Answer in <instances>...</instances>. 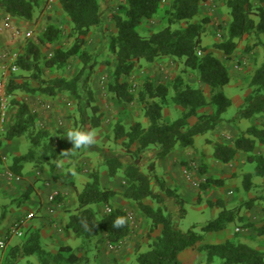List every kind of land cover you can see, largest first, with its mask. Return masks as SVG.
<instances>
[{
	"label": "trees",
	"instance_id": "1",
	"mask_svg": "<svg viewBox=\"0 0 264 264\" xmlns=\"http://www.w3.org/2000/svg\"><path fill=\"white\" fill-rule=\"evenodd\" d=\"M205 1L171 0L164 7L162 0H123L119 11L112 16L115 33L108 48L113 56V78L108 90L121 103L137 100L143 106L147 120L146 126L136 122L129 128L116 123L114 136L117 140H123L128 149L136 146L135 154L157 147L156 158L164 160L177 148H192L196 136L213 132L224 122L236 125L241 120H251L264 114V0H223L229 10L230 22L226 39L217 45V49L230 58L238 42L247 37L254 39L253 47H260L263 53V61L251 79V93L228 121L224 115L232 101L221 88L230 83L231 76L226 64L202 46L201 34L206 21L195 22ZM57 2L69 21L71 45L57 46L50 56H45L42 47L55 44L62 37V29L49 23L39 37V43L27 39L15 61L21 72L30 74L35 85L25 80L18 82L12 75L6 83V94L12 97L10 106L14 112L7 120L6 130L0 131V149L6 142L23 138L30 146L26 154L11 157L10 170L17 177L23 176L26 164L42 169L49 162L56 163L61 158L53 143L52 129L40 123V114L31 109L23 98H17V93L48 99L68 95L74 102L80 126L89 123L95 129L101 124L100 107L92 81L98 65L110 66L111 63H98L96 56L88 50L91 32L103 23L100 0ZM37 5L38 0H0V9L10 20L25 24L34 20ZM159 17L165 19L162 27L151 32L142 30L145 23ZM163 58L179 60L194 71L199 82L209 88L208 94L201 88L186 84L180 76L168 84L146 80L140 91L133 93L128 79L136 68L142 62L153 64ZM74 59L80 63V69L74 76L44 77V69L62 73L68 70ZM169 104L181 108L183 114L176 120L166 122L163 110ZM1 118L0 103V126ZM259 147L263 150L257 152ZM241 155L253 165L254 175L264 178V125L239 129L232 144L217 143L214 147V159L223 165L232 163ZM113 161L117 162L116 165L111 161L107 165L110 176L114 177L116 169L120 168L128 185L122 191L115 190L101 184L98 172L89 175L82 190L77 191L78 205L66 225L79 239L80 245L61 246L56 253L48 252L42 248L40 232L24 226L21 244L9 249L8 256L13 258L9 264L29 256H36L39 264H88L89 250L95 247L100 234L105 236L111 247H119L131 236L132 223L126 210L112 206V200L117 197L136 205L148 219L150 233L159 232L149 243L148 249L137 254L136 264H182L179 257L188 249L197 250L201 254L200 262L204 264H264V251L244 242L229 239L219 244L204 243L206 234L224 231L234 222H242L246 228L252 227L240 216L239 209H229L224 201H220L216 204L220 205L221 211L201 228V233L196 232L195 227L182 231L164 209L167 201H173L178 208V217L181 219L186 215L185 200L177 189L169 186L165 178L146 174L137 165L124 166ZM151 167L154 169V165ZM50 170L54 172L55 165ZM59 177L76 190L75 184L66 180L68 174ZM213 182L217 181L209 179L203 183L200 194ZM217 184L221 185L222 182L218 181ZM251 184V175H246L244 189L250 190ZM31 193L29 186L22 196L23 203ZM209 205L213 206L214 203L209 202ZM99 206H107L111 212L101 215ZM117 217L125 219L123 226H114Z\"/></svg>",
	"mask_w": 264,
	"mask_h": 264
},
{
	"label": "rangeland",
	"instance_id": "2",
	"mask_svg": "<svg viewBox=\"0 0 264 264\" xmlns=\"http://www.w3.org/2000/svg\"><path fill=\"white\" fill-rule=\"evenodd\" d=\"M122 1L100 0L103 23L100 27L93 29L89 37L88 50L96 56L97 62L107 61L111 63L110 66L98 65L92 81V88L100 107L99 114H101V124L98 128L92 129L89 123L80 126L74 102L68 95L62 94L56 97L57 99H48L39 95L16 94L17 98H23L27 101L33 110V107L38 103H41L47 111L55 109L57 115L55 118H48L46 121L42 117L40 123L52 129L54 133L53 143L61 158L56 163L53 161L49 162L42 169L36 168L33 164H26L23 176L20 177V180H16L9 176L10 173L13 174L10 170L11 157L26 154L30 149L29 142L24 138L6 142L0 149V243L3 242V245H0V264H9L13 260L11 256H8L9 249L12 246L21 244L23 239L17 237L8 238V233L14 223L22 217V215H18L14 217L13 221H10V217L14 214L13 212H19L23 204L22 196L26 191L25 180L34 179L36 182L43 180L45 171L50 170L52 165H55V169L64 170L62 175L68 174L70 176L72 172L77 173L78 177H81L79 184L82 186L85 184L82 183L83 180H89L91 173L98 172L103 186L111 187L110 185L114 183L118 190L121 191L125 189L128 182L123 177L120 168L116 169L114 177L110 176V170L107 166L109 161L114 165L117 162L114 163L113 160L120 162L124 166L137 165L146 174H155L163 179L167 178L163 175L165 172L164 165H162L161 160L156 158L157 147H150L139 154H135L136 146L128 149L124 146L123 140H117L114 136L116 123H121L126 128L136 122H140L144 126L147 125L143 106L137 100L133 103H121L108 90V84L113 78V56L108 48V43L115 33L112 16L119 11ZM170 3L171 0H166L162 2V5L167 7ZM203 19L206 22L203 23L204 30L201 34L202 46L226 64L231 76L230 83L221 88V91L232 101L231 107L224 115V118L228 121L236 115L239 108L244 104L246 97L251 93V79L255 70L263 61V53L260 47H253L255 40L247 37L238 42V47L230 58L224 56L217 49V45L226 39V32L230 22L229 10L223 0H206L203 2L195 22ZM7 23H10L11 27L19 28L21 31L31 30V39L37 43H39V37L42 36L46 25L53 23L60 27L62 29V37L59 41L48 45L46 48L42 47L44 55L50 56L55 47L60 45L68 47L71 45L69 21L58 5L57 0H38L34 20L28 24L10 20L0 9V82L6 84L12 75L11 77H15L18 82L25 80L35 85L29 77L30 74L23 73L18 68L16 72L10 69L15 64L22 45L30 38L16 40L12 37L11 31L7 29ZM164 24L165 19L159 17L145 23L142 30L151 32ZM201 53L203 54L202 51ZM79 69L80 63L74 59L71 61L68 70L62 73L44 69V77L63 75L69 78L74 76ZM177 76L182 77L186 84L201 88L208 94L209 88L199 82L196 73L184 66L181 61L172 58L159 59L153 64L142 62L129 77L128 81L133 93L137 94L146 80H151L156 84H168ZM11 99L12 97L7 95L5 120L1 122V132L6 130L7 120L14 112L13 107L10 106ZM58 110L65 112L63 118L57 114ZM52 114L50 115L52 116ZM182 114L183 110L172 104L165 106L163 110L166 122L176 120ZM251 125H264V114L251 120H241L236 125L224 122L215 131L196 136L195 144L192 148H182L187 153L184 156L179 155L175 159L173 168L179 170V172L176 171L174 173L176 174L175 178H178L175 184L183 185V180L184 186L182 187L184 190L174 184L171 187L177 189L185 200L186 215L181 219L178 217V208L173 201H167L164 204L166 213L173 219L174 224L179 229L187 231L195 227L194 230L201 233V228L216 218L221 211L220 205L216 203L224 201L227 208L239 209L240 216H242L244 221L253 225L250 228H246L242 222H234L228 227L230 239L264 247V232H262L264 229V178L254 175L253 165L246 161L244 155L238 156L228 165L217 162L213 156L214 147L217 143L232 144L238 136V130H246ZM75 130L92 133L93 143L87 147H74L68 138V133ZM262 150L259 147L257 152ZM152 165H154V169L151 167ZM24 173H26V177H24ZM246 175H251L252 184L250 190H245L243 187V180ZM209 179L222 182V184H217V182L210 183L207 189L200 194V186ZM30 186L33 191L34 185ZM146 202H149V200ZM209 202L214 203V205L210 206ZM132 204L127 211L132 223V234L120 246L126 245L132 237L136 246L133 248V258L128 257L126 264H136L137 254L145 252L149 243L159 233L158 231L149 232L148 219L138 210L134 203ZM249 205L251 206L247 208ZM107 209V206L98 207L101 215L109 213ZM102 235L98 236L95 247L89 250L88 264L94 263L95 259H100V247L103 242L105 243L106 253L102 264H109L110 262L120 264L118 259L113 257L114 250L107 244L106 239H102ZM210 236L211 234L205 235L207 238ZM223 240L224 238H219L214 241L220 242ZM78 245H80V241H78ZM184 253L183 257L181 256L184 264H204L200 262L201 254L197 250L188 249ZM20 259L15 260L14 264H20ZM32 259L35 264H39L36 257Z\"/></svg>",
	"mask_w": 264,
	"mask_h": 264
},
{
	"label": "crops",
	"instance_id": "3",
	"mask_svg": "<svg viewBox=\"0 0 264 264\" xmlns=\"http://www.w3.org/2000/svg\"><path fill=\"white\" fill-rule=\"evenodd\" d=\"M25 24V23H24ZM34 111L39 113L41 118H45L46 121L48 118H55L56 112L55 109L45 110L46 108H43L41 103L36 104L34 107ZM63 110V109H62ZM62 110H58V115H61L62 118L65 115V112ZM47 111V112H46ZM53 113V114H52ZM52 114V116L50 115ZM41 121V119H40ZM46 124V123H45ZM187 151L182 150V148H177L168 158L161 160L162 165H164V173L163 175L168 180V184L172 186L173 184L177 186L176 174H174L176 171L179 172V170L173 168V164L176 158L178 156H184L186 155ZM64 174V170H59V168H56L55 171L47 170L45 171V179L36 182L34 179L25 180V188H27L30 185H34V190L30 194L29 199L24 202L21 206V209L18 211H14L13 216L10 217V221H13L14 217L18 215H22L21 218H24L29 213H35V218L33 220H30L26 223L25 227L27 228H33L34 230H38L41 235V245L42 248L48 252L56 253L59 247L70 245L73 247H76L78 245L79 239L76 237V235L67 229L66 225L68 222V218L73 213L78 205L77 202V191H81L83 186L79 184V180L81 177H78L79 175L75 172H72L71 175L67 177L66 180L72 181L75 186L72 187L69 184H66L64 181L65 179L60 178L59 176ZM179 174V173H177ZM24 177H26V173H24ZM87 180H83L82 183H86ZM175 181V182H174ZM183 185H178L177 187L180 188L184 186V181L182 180ZM181 184V183H180ZM85 185V184H84ZM112 189L118 190V188L112 183L111 185ZM182 190L184 188L182 187ZM57 193L58 197L55 202L49 201V196L51 194ZM112 206L117 208H122L126 211L130 209V207L133 205L132 203L128 201H124L120 198H115L111 202ZM201 207V206H200ZM203 208V207H202ZM26 211V212H25ZM211 234L210 237H205L204 243L208 244H219L224 243L225 241L229 240V228H227L224 231L217 232V233H208L206 235ZM102 239L105 240V236L102 235ZM224 238L223 241L215 242V239ZM13 242V241H12ZM254 248H257L259 250L264 251V247L257 246L256 244H250L248 242H244ZM108 244V242H107ZM110 246V245H109ZM134 238L132 237L126 245L123 247H111V249L114 250L113 257L118 259L120 264H126L127 258L133 256V248L135 247ZM101 252L99 255L101 256L100 259H95L96 261L91 264H102L103 257L105 256L106 249H105V243L103 242L102 246L100 247ZM185 253L183 252L180 255V261L182 264L184 262L182 261V257ZM182 256V257H181ZM36 256H29L24 257L20 259V264H35L34 260L32 259ZM133 258V257H132ZM37 259V257H36ZM38 260V259H37ZM113 264V263H109Z\"/></svg>",
	"mask_w": 264,
	"mask_h": 264
},
{
	"label": "built area",
	"instance_id": "4",
	"mask_svg": "<svg viewBox=\"0 0 264 264\" xmlns=\"http://www.w3.org/2000/svg\"><path fill=\"white\" fill-rule=\"evenodd\" d=\"M165 2L166 0H162ZM7 29L11 31L12 37L15 38L16 40L20 38H31L32 37V31L31 30H26V31H21L19 28L16 27H11L12 25L10 23H7ZM201 53L199 52V55ZM11 71L16 72L17 67L16 65H12L10 68ZM6 101H7V94H6V84L3 82H0V103H1V111H2V118L1 122L5 120V109H6ZM10 178L20 180V177L15 176L14 174L10 173L9 174ZM58 197L57 193L51 194L49 196V201L50 202H55ZM108 212H111V209H107ZM35 217V213H29L27 214L24 218H21L19 221L15 222L14 225L11 227L9 234L10 238H21L23 237V227L26 225V223L30 220H33ZM0 245H3V242L0 243Z\"/></svg>",
	"mask_w": 264,
	"mask_h": 264
},
{
	"label": "clouds",
	"instance_id": "5",
	"mask_svg": "<svg viewBox=\"0 0 264 264\" xmlns=\"http://www.w3.org/2000/svg\"><path fill=\"white\" fill-rule=\"evenodd\" d=\"M68 138L76 148H80L82 146L87 147L93 143V134L81 130L69 132ZM124 223L125 219L123 217H117L114 221V226L121 227Z\"/></svg>",
	"mask_w": 264,
	"mask_h": 264
}]
</instances>
